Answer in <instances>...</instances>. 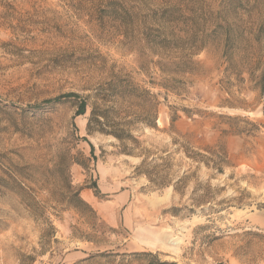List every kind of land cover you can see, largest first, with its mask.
<instances>
[{
  "label": "rangeland",
  "instance_id": "1",
  "mask_svg": "<svg viewBox=\"0 0 264 264\" xmlns=\"http://www.w3.org/2000/svg\"><path fill=\"white\" fill-rule=\"evenodd\" d=\"M263 66L264 0H0V264H264Z\"/></svg>",
  "mask_w": 264,
  "mask_h": 264
},
{
  "label": "trees",
  "instance_id": "2",
  "mask_svg": "<svg viewBox=\"0 0 264 264\" xmlns=\"http://www.w3.org/2000/svg\"><path fill=\"white\" fill-rule=\"evenodd\" d=\"M225 41H226V46L228 48V45L231 43L230 42L231 39L227 36ZM256 85H257L260 96H262L264 98V66L260 70V75L258 77V81H257ZM143 94L149 95V92L144 89ZM69 98L78 101V109L76 112V116H80V115L85 114L86 103L84 101L79 100L80 97L75 93H69V94H66L64 96H60V97L55 98L51 101H48V103L53 105V104L61 103L62 99H69ZM144 123L149 127H152V128L154 127L153 120H152V122L148 121V122H144ZM163 186H164L163 184H160L159 187H163ZM160 264H166V263H160Z\"/></svg>",
  "mask_w": 264,
  "mask_h": 264
}]
</instances>
